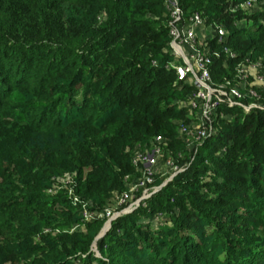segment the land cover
Masks as SVG:
<instances>
[{
  "label": "trees",
  "instance_id": "16d2710c",
  "mask_svg": "<svg viewBox=\"0 0 264 264\" xmlns=\"http://www.w3.org/2000/svg\"><path fill=\"white\" fill-rule=\"evenodd\" d=\"M241 1L178 0L184 15L196 11L226 28L223 44L236 55L213 58L215 80L231 77L243 55L264 58V0L247 9ZM165 22L162 0H0V256L22 264H264V230L241 222L264 228V109L219 106L230 116L215 117L212 132L188 148L176 121H191L178 103L190 86L165 67ZM54 128L70 140L65 154L31 145ZM157 134L164 152L186 164L98 238L104 216L84 219L63 193L44 192L52 175L73 172L74 192L102 210L138 174L134 149ZM30 147L38 154H26ZM158 211L164 221L151 223ZM75 223L81 228L69 229ZM48 226L57 232H43Z\"/></svg>",
  "mask_w": 264,
  "mask_h": 264
},
{
  "label": "built area",
  "instance_id": "2783aa9c",
  "mask_svg": "<svg viewBox=\"0 0 264 264\" xmlns=\"http://www.w3.org/2000/svg\"><path fill=\"white\" fill-rule=\"evenodd\" d=\"M162 2L166 12L167 52L170 57L165 67L172 69L175 82L190 86L185 98L178 103L192 112L191 121L184 123L179 120L177 124L186 146L190 148L212 132L215 117L230 116L218 110L219 106H236L243 112L264 109V58L243 55L234 64L231 77L213 79L210 71L213 58L221 53L230 57L236 55L235 51L223 44L226 28L221 23H206L196 11L184 15L178 0ZM256 3L257 0H242L237 6L247 9ZM163 140L157 134L147 146L134 149L131 161L138 174L102 210L87 208L88 202L74 192V180L69 176L66 196L79 205L82 218L104 216V225L107 226L117 215L130 211L139 203L143 204L144 199L155 190L151 184L159 168ZM164 166L170 168L172 173L182 168L181 164H174L169 156L165 158Z\"/></svg>",
  "mask_w": 264,
  "mask_h": 264
},
{
  "label": "rangeland",
  "instance_id": "374dc122",
  "mask_svg": "<svg viewBox=\"0 0 264 264\" xmlns=\"http://www.w3.org/2000/svg\"><path fill=\"white\" fill-rule=\"evenodd\" d=\"M258 7H256V9ZM244 22H245V20L239 19V20L236 21V24L237 25H242V24H244ZM176 122L178 124L179 120H177ZM183 139H185V138L183 137ZM45 143H47L50 147L54 148L61 155L65 154L69 150V146H70V140H68V138H66L64 136V132L61 129H59V128H54V129H51L49 131H39L38 133H36V135L34 137V140L32 141L31 145L37 146V148H38V147H41ZM37 148L30 147V148H28L26 150L25 153L28 154V155L32 153L31 155H33V152H36ZM32 149H35V150L33 151ZM36 154H38V151L36 152ZM175 155L177 157L182 156V154L180 152H176ZM168 156H169V153L166 152V151L164 152V149H163V153H162V156H161V159H160V164H159L158 171L154 173L153 182L151 184L153 188L155 187L154 188L155 190H153L149 194V196L152 193H154L156 190H158L161 187L165 186L170 181V178L172 177V175H174V173H172V170L170 168L164 166L165 158H167ZM35 158H37V155L35 156ZM173 160H174V164H181L182 165V168L180 170H182L184 165L186 164L185 162L184 163L176 162L175 161L176 159H173ZM0 169H1V166H0ZM72 174H73V172L63 171V172H59L56 175H52L51 176V178L53 180L52 184H51L50 187L46 188L44 190V192L46 194H62L63 193L66 196V190H67V186H68L67 183H68V180L70 179L69 176H72ZM130 177L131 176L128 175V179ZM155 179L158 180V183L154 182ZM131 181H132V179L130 178L128 180V182H127V186L130 184ZM110 200H111V197L108 198V200L105 203V205H107L110 202ZM54 206L58 207L57 204L54 205ZM159 212L160 211L155 212L152 215L151 223H157V222H163L164 221L166 216L164 215L163 212H161V214ZM1 213L2 212H1V209H0V218L3 215ZM241 222H242V224H247L248 228L251 229V230H255V231L264 230L262 225H257L249 217H243L241 219ZM109 225L105 226L104 225V221H103L101 227L99 228V231H101V229L104 228L103 232H105L108 229ZM13 228H17L16 225H12L11 230H13ZM73 228H81V226H79V225H77L75 223V224L71 225L69 229H73ZM57 230H58V228H52V227H49V226L43 228V232L50 231V232L54 233V232H57ZM227 232H228L227 234H230L229 231H227ZM4 236H5V233L2 231V225L0 223V237H1V239ZM90 247H91V249L94 252H97L95 240H92ZM0 264H22V262L16 261V260L11 261L10 259H8V255H5V256H0Z\"/></svg>",
  "mask_w": 264,
  "mask_h": 264
},
{
  "label": "water",
  "instance_id": "95a60500",
  "mask_svg": "<svg viewBox=\"0 0 264 264\" xmlns=\"http://www.w3.org/2000/svg\"><path fill=\"white\" fill-rule=\"evenodd\" d=\"M103 229H104V228H103ZM103 229H101V231H99V232L96 234V236H95L94 238H97V237L101 236L102 233H103Z\"/></svg>",
  "mask_w": 264,
  "mask_h": 264
}]
</instances>
